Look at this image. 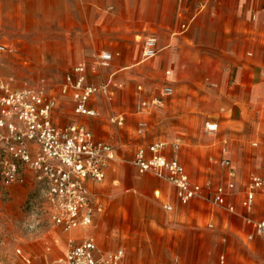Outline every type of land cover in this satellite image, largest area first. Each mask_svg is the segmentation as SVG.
Here are the masks:
<instances>
[{
	"label": "crops",
	"instance_id": "0c3cea01",
	"mask_svg": "<svg viewBox=\"0 0 264 264\" xmlns=\"http://www.w3.org/2000/svg\"><path fill=\"white\" fill-rule=\"evenodd\" d=\"M6 9L27 15L30 25L14 29L20 46L0 39L13 47L0 56V77L20 87L12 84L16 63H27V74L42 78L28 86L56 99V125L82 123L95 139L114 146L103 180L84 181L102 210L86 227L64 231L58 257L70 237L90 235L101 252L121 247L123 264H264V236L249 221L264 219V188L249 207L241 203L250 176H264V0H10ZM149 33L157 52L143 58ZM104 50L113 56L101 67ZM9 55L6 76L2 63ZM76 65L85 67L88 83H108L107 92L89 99L97 115L75 112L70 95L60 91ZM52 77L60 79L46 80ZM164 85L173 88L171 95L162 94ZM154 96L160 101L150 102ZM113 114L123 122L112 121ZM207 118L217 122L215 131L204 129ZM155 141L177 144L161 153L177 157L189 179L204 185L201 196L182 203L169 181L137 170L135 151L143 146L149 154ZM222 158L230 164L222 165ZM23 174V183L39 188L33 172ZM217 185L234 210L210 201Z\"/></svg>",
	"mask_w": 264,
	"mask_h": 264
},
{
	"label": "built area",
	"instance_id": "2783aa9c",
	"mask_svg": "<svg viewBox=\"0 0 264 264\" xmlns=\"http://www.w3.org/2000/svg\"><path fill=\"white\" fill-rule=\"evenodd\" d=\"M156 42L153 33L144 36L143 58L156 54ZM12 51L11 44L0 41V56ZM112 56L111 51H101L98 65L108 66ZM169 72V69L165 70V74ZM108 90L107 82L99 85L88 83L83 65H76L65 73L60 83L61 93L70 95L73 109L79 114L97 115L98 111L90 106L89 99L98 91ZM172 92L170 85L162 87V94L171 95ZM159 101L157 96L150 99L152 103ZM141 104L145 105L146 101ZM55 106L56 99L43 89L28 85L12 88L0 77V183L4 186L23 183V170L33 172L47 202L50 221L68 232L76 227H86L102 210L100 203H94L88 197L84 181L87 178L103 180L107 163L114 157V146L95 139L91 130L82 123L73 121L62 127L56 125L52 119ZM110 119L117 124L123 122L120 114H113ZM217 127L214 119H205V130L215 131ZM166 145L175 147L177 144L152 142L147 146L149 154H146L145 147L139 146L132 160L137 170L151 172L169 181L175 186L177 197L182 203L201 196L204 185L189 179L177 157H167L161 153ZM220 163L229 165L230 161L222 158ZM228 174V185L231 187L236 172L231 168ZM260 188H264V176L252 174L242 205L249 207L255 191ZM210 201L227 210H234V205L225 201L222 185L212 190ZM165 206L168 209L172 207L170 204ZM249 221L253 222L254 233L264 236V219ZM123 257L124 250L121 247L101 252L94 238L87 235L79 241L70 237L65 255L58 257L55 264H123Z\"/></svg>",
	"mask_w": 264,
	"mask_h": 264
},
{
	"label": "rangeland",
	"instance_id": "374dc122",
	"mask_svg": "<svg viewBox=\"0 0 264 264\" xmlns=\"http://www.w3.org/2000/svg\"><path fill=\"white\" fill-rule=\"evenodd\" d=\"M8 2L10 4V0H0V39L10 40L20 46L21 39L17 37L20 31L14 29H20L21 26L27 28L30 23L27 15L22 16L15 9L8 13ZM10 23L14 27L13 31ZM10 56L2 63V73L6 76L9 74L5 65ZM28 69L27 63L17 62V76H13L12 84H40L42 78L27 74ZM58 79L60 77L46 80L53 83ZM213 164L220 168L219 160H214ZM207 175L215 177V182L221 181L218 174ZM66 240L67 233L50 221L43 191L34 182L9 186L0 183V264H55V259L65 249Z\"/></svg>",
	"mask_w": 264,
	"mask_h": 264
}]
</instances>
